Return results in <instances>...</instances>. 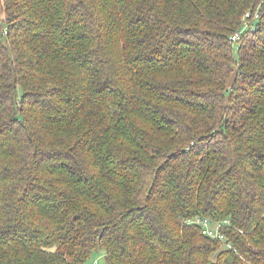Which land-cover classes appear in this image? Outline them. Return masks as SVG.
Masks as SVG:
<instances>
[{
    "label": "trees",
    "instance_id": "trees-1",
    "mask_svg": "<svg viewBox=\"0 0 264 264\" xmlns=\"http://www.w3.org/2000/svg\"><path fill=\"white\" fill-rule=\"evenodd\" d=\"M100 251L264 264V0H0V264Z\"/></svg>",
    "mask_w": 264,
    "mask_h": 264
},
{
    "label": "built area",
    "instance_id": "built-area-1",
    "mask_svg": "<svg viewBox=\"0 0 264 264\" xmlns=\"http://www.w3.org/2000/svg\"><path fill=\"white\" fill-rule=\"evenodd\" d=\"M251 16H252V11H248L245 13L243 20H242L243 26L241 27L240 30H237L230 37V39L233 43L240 40L242 33L245 30L255 28V25L250 23L249 19ZM256 16L258 17V14H256ZM189 223H195V224L201 225L203 227V233L207 234L208 236H211L214 238H219L220 240H225L223 234L220 231L221 227L224 225V222H218V221L212 222L208 218L197 217L196 219L189 221Z\"/></svg>",
    "mask_w": 264,
    "mask_h": 264
},
{
    "label": "rangeland",
    "instance_id": "rangeland-1",
    "mask_svg": "<svg viewBox=\"0 0 264 264\" xmlns=\"http://www.w3.org/2000/svg\"><path fill=\"white\" fill-rule=\"evenodd\" d=\"M104 255V251L96 253L94 257L88 262V264H105Z\"/></svg>",
    "mask_w": 264,
    "mask_h": 264
}]
</instances>
